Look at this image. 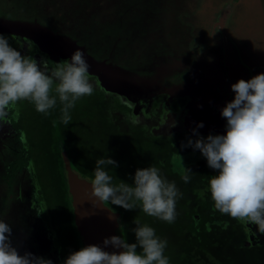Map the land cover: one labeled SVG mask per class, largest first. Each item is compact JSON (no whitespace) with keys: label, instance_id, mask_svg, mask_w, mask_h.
<instances>
[{"label":"rangeland","instance_id":"rangeland-1","mask_svg":"<svg viewBox=\"0 0 264 264\" xmlns=\"http://www.w3.org/2000/svg\"><path fill=\"white\" fill-rule=\"evenodd\" d=\"M32 1L34 7L30 10L22 0H0V7L5 4L3 12L6 13L4 17L0 15V34L8 38L10 46L23 54L33 51L34 56L38 55L37 62L48 60L53 65L57 56L61 62L79 49L86 60L97 63L89 65V77L93 76L101 88L106 87L103 89L120 90L116 92L125 98V106L133 105L138 110L150 108L153 95L159 94L157 107L164 114L160 118L151 115L152 121H160L161 131L166 128L187 131L200 123L203 124L200 130L207 125L221 129L224 119L220 112L234 98L230 86L238 80L247 81L264 74V0ZM57 23L65 26L63 31L69 25L77 28L76 35L82 42L92 40L90 36L94 35L96 26L106 41L93 44L97 55L89 56L82 44L72 48L73 41L60 36L52 27ZM133 27L141 35V40L134 37L136 43L141 47L145 44L144 51L139 50L140 62L131 58L134 47L129 29ZM115 31L125 34L130 41L126 37H123L125 41H116ZM106 32L111 33L110 38ZM126 63L132 66L126 69ZM111 106L119 123L127 125L126 112H118L117 104ZM173 107L176 109L172 110ZM5 121L0 122L2 130L7 127ZM11 135L2 140L8 151L0 144V209L6 211L4 207L15 206L16 223L11 226L13 246L21 254L27 251L36 256L38 252L52 264H58L55 244L52 239H46V226L38 223L40 204L33 205L31 197L21 201L16 194V183V187L10 186L1 177L9 159L8 152L19 145L17 137ZM21 181L24 189L33 183L29 176ZM10 192L15 197L7 204L5 195ZM37 228L42 229L37 232ZM22 234L25 236L21 239Z\"/></svg>","mask_w":264,"mask_h":264},{"label":"trees","instance_id":"trees-1","mask_svg":"<svg viewBox=\"0 0 264 264\" xmlns=\"http://www.w3.org/2000/svg\"><path fill=\"white\" fill-rule=\"evenodd\" d=\"M22 3L29 5L30 10L34 7L32 0H22ZM4 8L5 4L0 7V15L3 17L6 16ZM52 27L60 36L69 37L73 41L72 48L78 43L82 44L89 56L97 55L92 49L93 44L106 41L96 26L94 35L90 36L92 40L86 42L77 37V28L72 25L64 31V25L57 23ZM132 29H129L131 41L125 34L119 35L117 31L118 37L115 39L124 40L123 37H126L134 47L131 58L140 62L142 57L139 50L142 53L145 44L142 43L141 47L140 43H136L134 37L141 40V35L137 29ZM110 34L107 33L108 38ZM32 53L33 51L27 53L28 57L36 59L38 55L34 56ZM27 54L21 53L24 56ZM60 60L61 57L57 56L55 63ZM86 61L89 65L97 64L93 59ZM131 66L126 63V69ZM54 68L55 64L48 62V69ZM133 69L135 70L134 67ZM89 78L93 80V76ZM92 84V95L80 98L70 109L71 120L67 125L61 119L62 105L58 100L56 106L47 113H39L32 103L20 101L8 110L5 121L7 127L0 129V144L7 151L8 147L2 141L4 138L14 134L13 137L19 140L18 148L11 147V152L7 154L9 159L1 177L10 186H15L16 183V194L21 201L22 198L24 201V197H31L33 205L40 204L38 213L40 217L49 219L47 225L58 249L61 264L70 253L82 248L68 195L64 157L71 168L89 180L94 179L96 160L107 158L116 162V167L109 166L107 169L109 175L113 176V184L122 181L131 185L135 171L149 166L157 167L169 182H175L181 195L176 200V217L172 223L146 216L138 203L132 211H125L111 202H105L121 213L119 232L126 242H135L131 229L136 226L133 220L139 218L141 224L152 227L158 237L167 241L164 255L169 264H264V234L254 225L245 224L214 209L208 192V180L217 173L207 166L206 159L198 150L182 148L188 139L197 138L193 135V130L201 137L225 134L221 129H225L226 121L223 120L220 124L221 129H212L207 125L202 130L193 126L187 131L180 128L161 131L158 127L160 121H152L153 116L158 115L160 118L164 114V111H159L161 107H157L159 94L153 95L150 108L138 110L133 105H123L126 103L125 98L123 97L124 103L116 92L120 90L103 89L106 87L101 88L94 80ZM114 104L118 105V112H126V117H129L127 125L119 123L114 117L111 109ZM122 106L125 107L124 110H121ZM178 156L183 167L190 169L193 174L188 183L181 179L184 173ZM28 176L33 183L24 189L21 180ZM140 251L138 248L137 252Z\"/></svg>","mask_w":264,"mask_h":264},{"label":"clouds","instance_id":"clouds-1","mask_svg":"<svg viewBox=\"0 0 264 264\" xmlns=\"http://www.w3.org/2000/svg\"><path fill=\"white\" fill-rule=\"evenodd\" d=\"M89 67L84 53L77 49L69 59L55 63V68L49 70L48 60L37 62L21 55L0 34V122L20 101H28L37 112L47 113L58 100L62 105L61 119L69 124L70 109L80 98L93 93ZM230 90L234 98L220 112L226 121L225 134L201 137L193 130L197 138L188 139L182 148L198 150L207 166L217 173L208 180L214 209L264 233V74L238 80ZM202 127V123L197 125ZM109 166L116 167V162L107 158L96 160L90 184L94 204L111 202L132 211L138 203L146 216L174 222L176 200L181 195L175 182H169L157 167L149 166L135 171L131 185L122 181L113 184ZM183 173L181 179L190 182L191 170L183 167ZM133 224L134 243L112 235L100 245H88L70 253L62 264H169L164 255L167 241L158 237L152 227L141 224L139 218ZM11 237V226L0 220V264H52L50 259L27 251L21 254ZM109 247L113 251L105 250Z\"/></svg>","mask_w":264,"mask_h":264},{"label":"water","instance_id":"water-1","mask_svg":"<svg viewBox=\"0 0 264 264\" xmlns=\"http://www.w3.org/2000/svg\"><path fill=\"white\" fill-rule=\"evenodd\" d=\"M64 164L74 224L82 247L100 245L104 238L112 235L120 236L121 213L105 202L96 201L94 204L95 198L91 197L90 186L92 180L71 168L66 157ZM105 250L113 251L111 247Z\"/></svg>","mask_w":264,"mask_h":264},{"label":"flooded vegetation","instance_id":"flooded-vegetation-1","mask_svg":"<svg viewBox=\"0 0 264 264\" xmlns=\"http://www.w3.org/2000/svg\"><path fill=\"white\" fill-rule=\"evenodd\" d=\"M14 194L13 193H9V194H7L6 193V195H5V200H7L6 202H7V204H9L10 203V200H12V199H14ZM1 202V201H0ZM13 203V202H12ZM1 206V205H0ZM5 209H6V211H8V212H6V211H4V209H0V220H3V219H5V222L7 223V224H9L10 226H13L14 227V217H15V211H14V209L13 208H15V206L12 204V206L10 207V206H7V207H4ZM18 208V205H17V207H16V209ZM27 207H25V209H26ZM19 209V208H18ZM17 211L18 210H16V213H17ZM8 213H9V215H10V217H9V215H8ZM25 213V212H24ZM23 213V214H24ZM42 215V214H41ZM8 221V222H7ZM41 223V224H43L44 226H46V231H47V238L46 239H52V242H54V238H52V235L50 234L51 232H50V228H49V226L47 225V223H49V219L48 218H43V217H40V214H39V217H38V223ZM16 223V222H15ZM33 227V226H32ZM40 229H42V228H37V232L38 231H40ZM36 232V231H35ZM25 235L24 234H22L20 237H21V239L24 237ZM46 239H44V241L46 240ZM32 246H34V241L32 242V244H31ZM55 249L57 250V253H58V249L55 247ZM34 251V250H33ZM47 251H49V249H47ZM36 254V256H38V257H42L38 252H36L35 253ZM58 264H61V261H60V259H58Z\"/></svg>","mask_w":264,"mask_h":264}]
</instances>
